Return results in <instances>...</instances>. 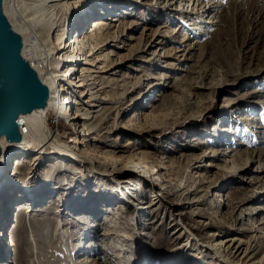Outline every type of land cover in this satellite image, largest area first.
Segmentation results:
<instances>
[{
  "label": "rangeland",
  "instance_id": "rangeland-1",
  "mask_svg": "<svg viewBox=\"0 0 264 264\" xmlns=\"http://www.w3.org/2000/svg\"><path fill=\"white\" fill-rule=\"evenodd\" d=\"M117 1L121 2L117 11L122 21L116 22L111 35L120 41H108L105 46L104 52L115 53L111 60L117 62L111 73L103 75L109 80L104 91L108 101L103 106L106 112L119 111L121 129L104 137L99 129H94L96 121L79 134L66 117L58 118L51 112L48 131L61 141L84 139L87 156L101 172L117 167L118 162L115 164L106 154L100 155L99 150L122 149L131 157L135 149L131 145L135 144L155 156L151 170L159 181L122 176L139 191L143 190V205L153 201L154 206L143 219L147 228H152L149 222L153 220L157 229L165 222L167 230H176V234L170 235L182 239L172 240L169 235L165 239L167 245L162 243L155 258L152 257L158 246L153 251L146 247L148 258H152L149 264H223L198 243H194L190 254L183 253L184 246L174 249L176 242L188 239V235L176 229L181 222L192 229L191 234L205 241L211 242L215 236L242 239L252 248L253 261L263 263L264 0H199L198 11L203 5L217 4L209 15L216 24H200L203 31L196 29L197 22H180V15L166 22L160 19V13H141L137 8L128 14L126 6L139 4L133 0ZM189 18L188 22H195L192 16ZM104 58L110 63L108 56ZM119 99L123 101L120 107L116 103ZM3 145L7 147L6 142ZM22 156L27 160L23 177L34 176V185L42 188L34 204L44 200L43 194L52 199L43 201L30 213L34 234L31 229L27 233L21 228L16 245L2 250L5 252L0 256V264L136 262L139 233L149 230L137 224L132 204L122 202L117 177H112V181L91 171L86 163H62L55 159H43L48 161L36 172L34 155ZM3 183L4 177L0 176V188ZM64 183L69 184L51 190ZM71 185L76 189H67ZM160 188L168 193L161 202L154 198L157 192L161 193ZM16 193L15 196H22L21 192ZM90 195L98 199L90 200ZM1 196L0 189V199ZM102 199L108 200L103 203ZM55 209L66 214L58 217V213H52ZM99 212L102 213L98 215ZM154 212L159 214L158 218L152 215ZM12 228L9 219L3 229L7 241ZM95 229L100 236L96 239ZM103 231L112 233L106 236ZM86 242L91 243L85 251L80 250Z\"/></svg>",
  "mask_w": 264,
  "mask_h": 264
},
{
  "label": "bare ground",
  "instance_id": "bare-ground-1",
  "mask_svg": "<svg viewBox=\"0 0 264 264\" xmlns=\"http://www.w3.org/2000/svg\"><path fill=\"white\" fill-rule=\"evenodd\" d=\"M133 1L139 5L129 4L132 5V7L129 6L130 8L125 5L127 10H129L128 14L132 13L134 8H137L141 10V13H160L158 16H160V19L161 17L162 19H166V22L168 21L167 19L176 20L177 18L174 17L180 15L179 21L182 23L193 24L197 22L199 24L196 28L198 31H203V29L200 30L202 28L200 24L208 23V26L216 24V21L210 20L209 15L215 11L217 4L215 6L212 5L213 7L208 4L203 5V8L198 11L196 6L199 5V0ZM119 3L121 4L117 0H16L15 3L4 2L3 4L4 12L13 28L22 36V55L31 63L41 81L49 88V96L44 107L19 116L18 124L22 133L20 142L11 143L3 137L0 139V145L3 149L0 157V176L4 177V183L0 188L2 191L0 199V256L5 252H2V250H8L10 244L16 245L17 239L21 237V228L27 230V233L30 229L32 233L34 232L30 227V220H33L30 213L34 211L37 205L46 203L47 199L50 202L52 199L48 194H43L44 200L34 204L39 197L36 194L42 188L37 186L38 184L34 185L31 179L34 176L23 177L22 170L25 168L23 165H25L24 162L27 160L22 154L25 153L34 155L33 159L35 161L33 164L36 162V172L38 167L43 165L44 161L55 159L62 163L69 160L76 164L86 163L89 165L91 171L101 173L100 175L105 177H110L112 181H114V176L117 177L119 179L117 189L118 192L120 191V194L122 193V202L132 204L134 214L137 215V224L143 230L148 229L143 219L147 212H149V209L154 206L153 201L149 205H143V203H146L140 200V194L144 193L143 190L139 191L134 184L128 182L123 177L126 175L137 180L141 179L145 181L146 178L151 182L159 181L160 179L153 177L154 174L151 170L153 165H155V156L153 157L149 154L150 152L141 150L135 144L131 145L132 141L128 142L129 145L135 148L131 157L126 156L122 149L106 150L104 152L99 150L100 155L106 154L105 156L113 159L115 164L118 162L116 164L118 165L117 167L113 166L101 172L95 161L87 156V145L84 139L81 141L79 139L61 141L55 134L52 133L51 135L48 131V118L51 112H54L58 118L66 117L79 134L87 131L89 124L96 121H98V124L94 129H99L104 137L121 129L119 111H116V113L106 112L103 106L108 101V98L104 95V91L108 85L107 82H109L103 75L109 73L117 62L111 60V56H114L115 53L112 51L104 52V50L107 49L105 46L109 45L108 41H120V39L116 40L117 38L111 35L117 26L116 22L120 24L122 21L119 17V11H117L119 10L117 9ZM125 6H122V8H125ZM102 13L105 14L103 16L105 18L100 16ZM109 13H113L115 16L109 18L107 16ZM188 16H192L195 22H188L191 19ZM89 19H92V21L90 26L85 29V24ZM71 32L73 34H70ZM188 39L191 40L190 37L186 38V40ZM194 43L196 42L194 41ZM186 46L189 45L187 44ZM107 56L110 63L105 61L106 58L104 57ZM122 102L121 99L116 101L119 107L123 104ZM112 107L114 109V106ZM5 142L7 143L6 148L3 145ZM124 147L127 148V145H124ZM127 150L130 149L128 148ZM11 164H13L12 167H10ZM159 167L165 168L162 164H159ZM68 184L64 183L51 188V190L63 188L64 185ZM75 187V185H71L67 189L74 190L76 189ZM161 189V193L157 192L155 194L156 197H154L159 202L168 196V193ZM16 192H21L20 195L22 196H15ZM80 196L82 195L80 194ZM93 199L97 200L98 198L95 199L93 195H90V200ZM102 200L104 203L108 199ZM15 206H18V208H14ZM102 209L104 210V208ZM52 213H58V217H61L63 214V212H59V209H55ZM101 213L99 212L98 215ZM152 215L157 218L159 217V214L156 212ZM9 219L12 220L13 230L10 232V241H7V237H5L7 232L3 231V229ZM48 219L50 218L43 219V222H47ZM149 223L152 228L148 230L152 232L154 239L150 236L151 233L149 231L139 233V242L137 243L138 254L134 264H141V262L142 264L151 263L152 258L157 257L156 254L161 252L162 243L167 245V240L165 239L171 233L176 234V230L171 229L172 227L167 230L165 222L161 223L158 229L156 228L157 222L153 220V222ZM96 224L99 226L100 221H97ZM176 229L177 231L180 230L181 234L188 235L186 242H176L177 245L174 247V249H181L184 246L183 253L185 254H190L193 251L194 243H198L208 250L213 257L218 259L220 263L256 264L253 261L252 248L242 239H219V237L215 236L216 234H211V236L215 237L211 238V242H209L198 239L195 235L191 234L192 229L182 222L181 224L178 223ZM110 233L112 232H104L103 234L107 236ZM170 236L172 240L182 241L177 235ZM99 237V233L95 229L94 238ZM28 239L30 241L29 235ZM88 241H91V238H88ZM90 243H84L80 250L85 251L87 249L86 246ZM93 243L92 245H95ZM156 245L158 247L154 252V256L148 258L145 248L147 247L148 250L153 251ZM229 254H232V256ZM240 254L242 256L239 257ZM259 264H264V262Z\"/></svg>",
  "mask_w": 264,
  "mask_h": 264
},
{
  "label": "water",
  "instance_id": "water-1",
  "mask_svg": "<svg viewBox=\"0 0 264 264\" xmlns=\"http://www.w3.org/2000/svg\"><path fill=\"white\" fill-rule=\"evenodd\" d=\"M0 0V139L20 142L18 118L44 107L49 88L22 55L23 39L12 26ZM3 149L0 145V157Z\"/></svg>",
  "mask_w": 264,
  "mask_h": 264
},
{
  "label": "trees",
  "instance_id": "trees-1",
  "mask_svg": "<svg viewBox=\"0 0 264 264\" xmlns=\"http://www.w3.org/2000/svg\"><path fill=\"white\" fill-rule=\"evenodd\" d=\"M64 126V125H63Z\"/></svg>",
  "mask_w": 264,
  "mask_h": 264
}]
</instances>
